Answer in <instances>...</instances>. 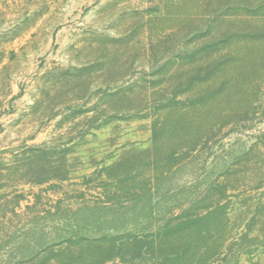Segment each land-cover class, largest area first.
<instances>
[{
  "label": "rangeland",
  "instance_id": "1",
  "mask_svg": "<svg viewBox=\"0 0 264 264\" xmlns=\"http://www.w3.org/2000/svg\"><path fill=\"white\" fill-rule=\"evenodd\" d=\"M0 264H264V0H0Z\"/></svg>",
  "mask_w": 264,
  "mask_h": 264
}]
</instances>
